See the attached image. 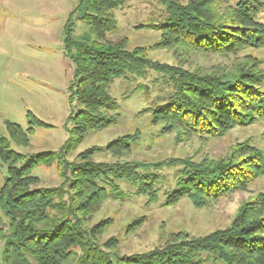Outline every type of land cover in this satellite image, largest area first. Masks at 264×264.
I'll use <instances>...</instances> for the list:
<instances>
[{
	"label": "rangeland",
	"instance_id": "374dc122",
	"mask_svg": "<svg viewBox=\"0 0 264 264\" xmlns=\"http://www.w3.org/2000/svg\"><path fill=\"white\" fill-rule=\"evenodd\" d=\"M191 1L121 0L95 12L94 0H0V264H47L45 247L60 251L59 264H151L155 252L230 230L264 242V108L238 107L236 99L238 119L227 126L166 111L180 92L202 99L184 78L231 79L256 92L254 98L264 96V44L236 48L249 27L233 16L236 0L207 3L237 46L214 51L194 44L170 26V5ZM91 14L108 20L107 41L146 66L114 78L113 110L94 113L97 124L82 127L87 109L73 88L77 49H66L65 27L74 43L92 44ZM259 18L264 22V10ZM9 122L21 128L13 125L12 132ZM7 150L20 160L4 159ZM28 161H36L25 183L39 193L36 200L4 203L9 167ZM224 166L231 174L222 191L186 182L188 192L175 196L195 169ZM87 169L100 173L99 190L85 179ZM25 215L33 216L37 234L19 228ZM55 225L59 234L42 240L40 231ZM239 239L190 248L192 264H228L224 251L233 264H264V244L255 242L259 250L248 254Z\"/></svg>",
	"mask_w": 264,
	"mask_h": 264
},
{
	"label": "trees",
	"instance_id": "16d2710c",
	"mask_svg": "<svg viewBox=\"0 0 264 264\" xmlns=\"http://www.w3.org/2000/svg\"><path fill=\"white\" fill-rule=\"evenodd\" d=\"M207 1L209 0H200L197 2L193 0L191 3L184 6L175 3L170 5V15L174 22L173 25L170 26L174 27V30L178 33H184L194 44L203 46L207 50L211 48V50L218 51L222 48H226L227 45H230V47L237 46V40L231 43L233 42L231 40L234 34L225 30L223 27L224 25L217 21L218 19H216V16L219 14L209 7ZM230 1L231 0H221L218 1V4H230ZM209 3L212 5L213 1L211 0ZM120 4L121 0H94L92 7L95 12H99L100 6L115 9ZM230 6L232 5L230 4ZM263 10L264 0H236V4L234 5L235 13L233 16L249 24L248 28L243 29L247 39H242L241 41L243 43L240 45L238 44L236 48H239L241 45L262 46L264 44V22L259 18V14ZM107 21L108 20L102 15L91 14L89 16L90 28L95 36V40L92 44L85 41L74 43L72 36L68 32L69 27H65L66 49L68 50L72 44L77 49V54L73 56L75 65L74 80H76V84L73 85V88L75 89L74 96H76L78 101L87 109V111L83 112L86 116H84L85 119L82 127L86 126L88 123L93 127L97 124L95 123L97 117L94 113L103 109L113 110L115 105L109 94L108 88L110 82L114 78L123 76L127 71H140L141 68L146 66L145 61L136 58L133 53L126 51L119 43L107 41V33L109 31ZM184 80L185 84L192 83V88L196 89V91L194 89H191V91L188 89L190 93L196 94L198 90L203 93H199V98L202 99L187 98L184 96V93L180 94V92L179 95L181 96H179L174 104L169 106L170 109L166 111L175 112L176 109V112L179 113L180 116H182V114H184V116L189 114L196 122L204 120L202 121L203 123L212 125L211 122L213 121L223 123V125L227 126V124L233 125L238 119V112L233 105L236 99L239 102L237 103L238 107H243V105L240 104L247 102V104L251 107H255V109L264 108V96L261 95L262 97L254 98L253 96H255L254 93L256 94V92L253 93L243 82L234 85L233 81L230 79L226 81L220 80L216 83L215 81L218 79H214L213 77H203L197 80L184 78ZM259 91L261 92V90ZM242 92H245V97ZM203 100L208 101L209 104H203ZM239 120L242 121L241 119ZM13 125L14 127H20V125L16 123L9 122L7 127L8 130L14 132ZM7 152L9 154L4 155V159L7 161L14 162V160H20V155L18 153L10 150H7ZM35 162L36 161H28L22 166L12 165V168L9 167V175L1 191L4 203L7 201L11 203V198H13V200L22 199V201H20L22 203H26L25 201L27 200L28 203L29 201L36 200L34 197H36L38 192L30 189L27 190L29 184L25 185V183H28L29 180L33 178L31 172ZM86 172L88 174L85 179H87L88 184L92 183V187L94 188L93 191L96 189L99 190L98 187H96L95 179L100 176V173L97 175L94 174V170L92 173L88 169ZM226 172H229L226 166L219 169L206 167L195 169L192 176L184 180L183 184L176 190L175 196H180L188 192L187 188H190L186 185V182L187 184L191 183L195 188H200L207 192L222 191L227 185V179H225L224 175L231 174ZM33 203L36 204L35 201ZM37 205L40 206L42 203H38ZM40 208L43 209V207ZM40 208L39 210H41ZM10 214H13L14 218L19 216L15 210H10ZM25 216V220L19 223V228H22L25 233L37 234L35 232L36 227L33 226L34 222H29L34 220L33 216ZM58 227L59 225H55L51 227V229H42L40 231L43 235L42 240H53L55 236L59 234ZM54 233L55 235L52 236ZM222 234L225 233H219L217 236L209 235L197 239L194 241V244L190 243L191 245H173L167 250L155 252L151 264H192L190 248L192 250L215 248L211 245V242H225L231 245L233 244V240L240 238V234L237 231L232 232L230 230L225 237H221L220 235ZM239 240H242L241 243H244L242 247L248 254H252L254 250H259V248L255 246L256 243L264 244V242H258L256 241L257 239L254 238L241 237ZM217 246L216 248L222 253L223 248L219 247V244H217ZM44 247L45 246L42 247L43 250ZM26 248L29 250L31 249L30 247ZM45 248L51 250L46 253L47 256L51 257L50 261H47V264H59L57 261H60L61 257L63 258L62 254L59 253L60 251L53 248L51 249L50 247ZM247 250L249 252H247ZM54 253L56 254L55 256L53 255ZM223 258L228 264H233L232 257L228 252L226 253V251H224ZM109 264L111 263L109 262Z\"/></svg>",
	"mask_w": 264,
	"mask_h": 264
},
{
	"label": "water",
	"instance_id": "95a60500",
	"mask_svg": "<svg viewBox=\"0 0 264 264\" xmlns=\"http://www.w3.org/2000/svg\"><path fill=\"white\" fill-rule=\"evenodd\" d=\"M86 5H83V7H82V10H81V13H80V17L81 18H83L84 16H85V14H86Z\"/></svg>",
	"mask_w": 264,
	"mask_h": 264
}]
</instances>
